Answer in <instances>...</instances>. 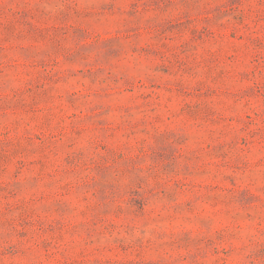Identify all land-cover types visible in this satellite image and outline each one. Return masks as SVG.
<instances>
[{
	"label": "rangeland",
	"instance_id": "1",
	"mask_svg": "<svg viewBox=\"0 0 264 264\" xmlns=\"http://www.w3.org/2000/svg\"><path fill=\"white\" fill-rule=\"evenodd\" d=\"M0 264H264V0H0Z\"/></svg>",
	"mask_w": 264,
	"mask_h": 264
}]
</instances>
